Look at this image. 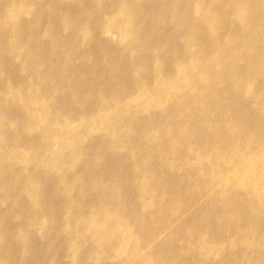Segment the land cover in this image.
<instances>
[{"label": "rangeland", "instance_id": "1", "mask_svg": "<svg viewBox=\"0 0 264 264\" xmlns=\"http://www.w3.org/2000/svg\"><path fill=\"white\" fill-rule=\"evenodd\" d=\"M28 1L0 264H264V0Z\"/></svg>", "mask_w": 264, "mask_h": 264}, {"label": "bare ground", "instance_id": "2", "mask_svg": "<svg viewBox=\"0 0 264 264\" xmlns=\"http://www.w3.org/2000/svg\"><path fill=\"white\" fill-rule=\"evenodd\" d=\"M24 0H17L16 2H13V0H5L4 4H0V14L2 13V22L7 25V30L0 29V34L5 35L6 31H8V39L5 40L6 46L9 48V50H13L14 47L20 46L23 48L22 40H24L27 37V33L25 30L29 29L30 27L25 24L20 26L18 24L19 18H21L22 11V3ZM27 3L33 5L34 7H39L40 1H36L35 3L33 1L26 0ZM135 4V3H134ZM30 9V8H29ZM25 10V9H24ZM28 10V9H27ZM137 10V9H136ZM127 13V12H126ZM24 14V13H23ZM23 17V16H22ZM43 17H40V21ZM129 19V18H128ZM127 22V20H126ZM37 27L41 26L39 22H37ZM25 50V47L23 48V51ZM27 56L23 57V60H27ZM126 230V229H125Z\"/></svg>", "mask_w": 264, "mask_h": 264}]
</instances>
